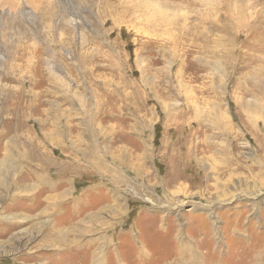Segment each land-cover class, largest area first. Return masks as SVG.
<instances>
[{
	"label": "rangeland",
	"instance_id": "rangeland-1",
	"mask_svg": "<svg viewBox=\"0 0 264 264\" xmlns=\"http://www.w3.org/2000/svg\"><path fill=\"white\" fill-rule=\"evenodd\" d=\"M0 264H264V0H0Z\"/></svg>",
	"mask_w": 264,
	"mask_h": 264
}]
</instances>
